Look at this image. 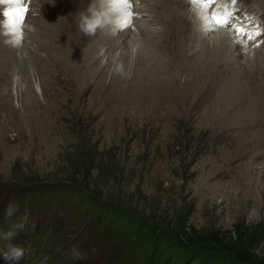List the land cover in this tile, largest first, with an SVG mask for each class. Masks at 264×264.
<instances>
[{"label":"rangeland","instance_id":"374dc122","mask_svg":"<svg viewBox=\"0 0 264 264\" xmlns=\"http://www.w3.org/2000/svg\"><path fill=\"white\" fill-rule=\"evenodd\" d=\"M42 3L29 0L35 31L25 26L19 47L0 28V264H246L211 234L264 222V35L243 52L175 25L178 42L159 46L177 83L159 89L134 68L133 19L145 20L146 0H132L131 27L114 34L77 28L72 39L58 24L57 45L33 41L51 12ZM256 10L253 24L264 0L236 9L241 22ZM71 182L80 192L66 191ZM13 245L25 249L19 261L4 259Z\"/></svg>","mask_w":264,"mask_h":264},{"label":"bare ground","instance_id":"6f19581e","mask_svg":"<svg viewBox=\"0 0 264 264\" xmlns=\"http://www.w3.org/2000/svg\"><path fill=\"white\" fill-rule=\"evenodd\" d=\"M58 1L43 0L42 6L48 7L51 10V12L45 10L46 12L45 14L46 16H48L46 17V22L42 23V25L37 27V33L33 36V41L39 45H57L58 43L56 41V36H55L57 25L63 24L65 22L67 24L63 26L65 29L61 28L60 30L61 33L63 34V31H69L71 36L70 38H72V36L74 38L75 34L77 33V25L74 22V17L76 15L75 12H77L78 10L84 11L90 5L87 2L84 3L85 0H82V4H81V0H61L62 4L60 2L58 3ZM146 1L149 3L148 9L142 12V13H148L144 15L145 20L141 19L143 18V15L141 16V18L136 17L133 19L136 23L140 22L139 28H141L139 29L138 27H136L135 29L136 31L133 32L134 36L137 38L133 40L134 41L136 40V42H138L132 44V45H136L133 47V51H134L133 53L135 54L136 57V60L134 61L135 62L134 68L139 67L143 70V72L151 76V79L147 78L148 76L147 77L143 76L142 79H140L141 81L151 83L155 88L171 89L176 86L177 82L171 76V73L173 74V72L170 73L171 66L169 65V63H165L164 60L165 56L163 54L164 51H166V49L163 47L160 48L159 45H166V42H170V40H172L173 43H175L176 41L178 42V38H176L175 32L173 30L175 25L183 26L185 25V23H187V21H189L190 23H193V26L196 29H199L196 16L190 10V6L187 3V0H146ZM59 7H60L59 10H54L55 8H59ZM260 13L258 11L257 13L251 11L252 16L251 15L249 16L250 18L258 17V14ZM58 15L62 17L64 16L65 20L58 19L57 18ZM149 24L150 26H152L154 31L156 30V27H160L161 29L160 30L158 29L156 32H154L152 29H149L148 27ZM184 30L187 29L184 28ZM218 34L221 37H219ZM125 36L126 35H122V38ZM216 36H218V38ZM211 37L213 38V42L211 43H214L215 45L219 44V45H224L226 47V44L228 45L231 43L229 37L227 35L225 36L224 32H212ZM61 39L63 41L64 37H61ZM157 39H159L160 42H158ZM205 41H207V39ZM154 46L155 49H153ZM204 46L206 47L205 44ZM210 49H211V53L209 54V56L219 57L220 51L217 48L213 47ZM161 55H163V59Z\"/></svg>","mask_w":264,"mask_h":264},{"label":"snow or ice","instance_id":"6c2138e0","mask_svg":"<svg viewBox=\"0 0 264 264\" xmlns=\"http://www.w3.org/2000/svg\"><path fill=\"white\" fill-rule=\"evenodd\" d=\"M242 0H187L190 10L195 14L200 31L207 35L211 32H224L234 46H239L241 51L247 52L249 42L257 40L264 35V21L253 24L252 18L241 17L237 14V6ZM29 0H0V5H7L3 10V20L0 28L4 34L10 36L9 41L13 46L19 47L23 39V28L29 12ZM116 3L125 5L129 9L128 14L116 30H125L132 25L131 0H116ZM215 5V7H213ZM264 44V40L260 41ZM258 47L259 44L253 45Z\"/></svg>","mask_w":264,"mask_h":264},{"label":"clouds","instance_id":"9594fccd","mask_svg":"<svg viewBox=\"0 0 264 264\" xmlns=\"http://www.w3.org/2000/svg\"><path fill=\"white\" fill-rule=\"evenodd\" d=\"M82 4V0H81ZM129 9L125 5L116 3V0H92V3L84 11L75 12L74 22L78 30L85 36H94L98 30H109L110 34L115 33L117 26L123 22ZM41 14V13H40ZM30 31L34 30L31 26H26ZM117 72H121L122 68L117 67ZM18 211V206L9 204L6 210V216L12 217ZM25 216V220H26ZM23 223L14 224L9 231L3 234L2 238L11 240L17 235V230L23 228ZM25 249L20 246H10L9 250L3 254L5 260L19 261L24 257ZM71 259L82 260L84 256L79 250L73 248L71 250Z\"/></svg>","mask_w":264,"mask_h":264},{"label":"trees","instance_id":"16d2710c","mask_svg":"<svg viewBox=\"0 0 264 264\" xmlns=\"http://www.w3.org/2000/svg\"><path fill=\"white\" fill-rule=\"evenodd\" d=\"M71 172V171H69ZM80 172V171H79ZM77 172V173H79ZM76 177L77 175L73 173ZM76 181V179H72V181ZM81 187V184H75V183H70L66 185V191H74L75 193L80 192V190L75 187V186ZM82 188V187H81ZM71 189V190H70ZM83 190V189H82ZM87 193V192H86ZM83 198H87L88 200H92V197H90L88 194H84ZM6 210L4 209V214H6ZM55 210H58L57 208ZM54 210V211H55ZM55 220V219H54ZM56 223L60 224V222H57L58 219L55 220ZM4 220L0 218V231H2V227ZM97 223V222H96ZM97 227L99 225H96ZM54 227L50 228L47 233L51 234L50 232L52 231ZM3 232V231H2ZM216 234V235H214ZM219 233H212L211 236L213 235L212 239L214 242L219 245L226 253L230 254L234 258L246 262V264H264V252L262 253L261 256H254L252 252L256 251L259 249L261 246H264V222H258L255 225H251L248 227H242V226H234L232 231L230 232V236L228 239L226 238H219L218 237ZM51 235H48V237ZM192 236H197L196 239L198 238L199 241V236L196 233H192ZM210 236V237H211ZM45 236H42L41 239H43ZM195 241L194 239H191ZM201 241V240H200ZM197 242V240L195 241ZM201 243V242H198ZM197 245V243H196Z\"/></svg>","mask_w":264,"mask_h":264}]
</instances>
